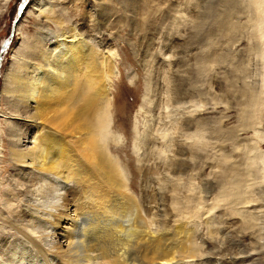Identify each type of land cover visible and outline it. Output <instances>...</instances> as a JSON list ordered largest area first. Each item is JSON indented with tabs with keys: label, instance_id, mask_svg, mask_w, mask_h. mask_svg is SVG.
<instances>
[{
	"label": "rangeland",
	"instance_id": "obj_1",
	"mask_svg": "<svg viewBox=\"0 0 264 264\" xmlns=\"http://www.w3.org/2000/svg\"><path fill=\"white\" fill-rule=\"evenodd\" d=\"M98 1L49 2L55 13L61 12L68 20L64 28L75 27L97 51L104 47L109 51L116 70L110 91V152L124 180L130 187L133 185L130 192L140 200L143 214L154 181L160 180L169 216L191 217L194 227L205 237L209 235L205 218L214 217V224L218 228L224 226L222 230L231 232V238L246 235L243 247H263L264 178H258L264 176V83L261 84L262 76L255 68L259 67L260 73L264 68L259 65L263 64L261 61L254 65L253 60L257 59L249 56L256 30L247 29L246 17H242L240 9L233 13L235 0H101L104 24L95 11ZM45 2L0 0L2 91L13 57L36 39L38 24H46L34 10ZM208 5L213 12L204 19ZM256 36L263 43L261 33ZM5 41L10 47L2 56ZM181 69L186 71L184 79L190 80L188 97L191 96L185 101L179 92L186 86L185 80L178 77ZM246 73L251 83L256 80V88L262 93V104L252 114L248 110V115L244 103V89L249 82L244 83L249 79ZM11 111L1 95L0 257L9 255L3 258L7 259L3 264H47L43 253L24 237V231H32L41 246L50 250L54 245L49 236L54 229L47 222L50 212H55L62 194L73 183L34 172L37 173L34 192L26 193L24 182L18 179L21 168L11 158L10 138L16 132L30 135L32 130L22 121L7 119ZM189 121L198 122V127L185 130L183 127ZM181 140L189 153V162L181 164L183 173L177 179L168 181L162 172L173 163L172 156L176 155ZM206 191H211L208 198ZM246 202L256 206L254 215L245 210ZM17 222L23 224L19 230ZM222 235H216L215 240L228 248L230 238ZM262 257L264 254L259 264H264Z\"/></svg>",
	"mask_w": 264,
	"mask_h": 264
},
{
	"label": "bare ground",
	"instance_id": "obj_2",
	"mask_svg": "<svg viewBox=\"0 0 264 264\" xmlns=\"http://www.w3.org/2000/svg\"><path fill=\"white\" fill-rule=\"evenodd\" d=\"M49 1L40 3L34 9L38 12L37 18L40 17L46 24H38L36 39L13 57V66L5 76L0 98L4 96L13 111L6 118L22 121L32 130L30 135L16 132L10 138L11 158L21 168L18 179L24 182L26 193L33 194L37 173L52 174L66 183H73V186L62 194V202L56 206L55 212H50L51 218L47 222L54 229L49 235L54 241L51 249L45 250L29 229H25L24 237L43 253L47 264H259L264 246L243 247L246 235L239 239L231 238V232L222 230L224 226L218 228L214 224V217L205 218V223L209 224V235L205 237L194 227L191 217L169 216L160 180L154 181L152 189L150 187V197L143 214L140 200L130 192L133 185L130 187L124 180L110 152V91L116 70L109 51L105 47L97 51L75 27L64 28L68 20L61 12L55 13ZM100 1L95 11L104 24V5ZM233 5L234 14L236 8L244 13L242 17H246L247 29L256 30V35L261 33L263 43L257 41L258 36L252 35L254 44H251L249 56L257 59L253 60L254 65L261 61L263 64L259 65L264 68V0H235ZM205 8L203 18L208 19L213 11L209 5ZM236 43H240V39ZM8 45L10 47L7 41L3 43L2 56ZM3 61L1 57L0 81L3 79ZM258 68L255 69L262 76V80L259 78L262 84L264 69L261 75ZM185 72L184 69L178 71V77L186 82L185 88L179 89L183 100L191 96L188 97L190 80L184 79ZM248 75L245 77L249 79L244 83L252 80ZM249 82L244 89L246 115L248 110L251 114L256 112L262 104V93L256 88V80ZM197 124L189 121L183 128L190 130ZM183 143L180 142L176 155L172 156L173 163L162 172L168 181L177 179L183 173L181 164L189 162V153ZM175 189L172 191L175 192ZM210 194L211 191H206L205 196L208 198ZM249 203L246 202L248 208L245 210L254 215L257 208ZM213 209L214 206L207 212L210 214ZM17 224L19 230L23 224ZM222 233V237L230 238L228 248L215 240V236ZM253 233L251 236H254ZM211 244H214L213 248L209 247ZM0 258V264H3L2 261L7 260L3 258H9V255H1Z\"/></svg>",
	"mask_w": 264,
	"mask_h": 264
}]
</instances>
